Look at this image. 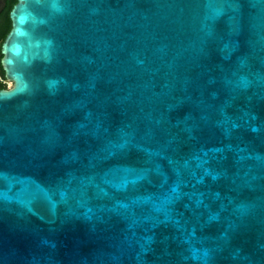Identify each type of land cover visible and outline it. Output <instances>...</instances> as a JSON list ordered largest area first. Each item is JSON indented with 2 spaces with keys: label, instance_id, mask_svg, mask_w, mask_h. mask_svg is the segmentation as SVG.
<instances>
[{
  "label": "water",
  "instance_id": "water-1",
  "mask_svg": "<svg viewBox=\"0 0 264 264\" xmlns=\"http://www.w3.org/2000/svg\"><path fill=\"white\" fill-rule=\"evenodd\" d=\"M8 16L0 264H264V0Z\"/></svg>",
  "mask_w": 264,
  "mask_h": 264
},
{
  "label": "trees",
  "instance_id": "trees-1",
  "mask_svg": "<svg viewBox=\"0 0 264 264\" xmlns=\"http://www.w3.org/2000/svg\"><path fill=\"white\" fill-rule=\"evenodd\" d=\"M15 0H13L12 2H14ZM11 9V4H9L6 8V10L4 11V13L2 14V16L0 17V47L1 44L6 36V34L9 32L10 28H11V24H10V20H9V10ZM0 58H1V54H0ZM0 75H1V79H0V89H5V85L3 83V71L1 70L0 67Z\"/></svg>",
  "mask_w": 264,
  "mask_h": 264
},
{
  "label": "flooded vegetation",
  "instance_id": "flooded-vegetation-1",
  "mask_svg": "<svg viewBox=\"0 0 264 264\" xmlns=\"http://www.w3.org/2000/svg\"><path fill=\"white\" fill-rule=\"evenodd\" d=\"M13 0H5V7L3 8V10L1 11V13H0V17L2 16V14L4 13V11L6 10V8H7V6L9 5V4H11V8H12V6L16 3V0L14 1V2H12ZM11 10V9H10ZM9 10V11H10ZM9 14V13H8ZM2 70V69H1ZM0 79H1V75H0ZM3 83H4V85H5V89H7L8 87H7V84L8 83H10V82H8L6 79H5V77H4V74H3ZM11 84V83H10ZM12 85V84H11Z\"/></svg>",
  "mask_w": 264,
  "mask_h": 264
},
{
  "label": "rangeland",
  "instance_id": "rangeland-1",
  "mask_svg": "<svg viewBox=\"0 0 264 264\" xmlns=\"http://www.w3.org/2000/svg\"><path fill=\"white\" fill-rule=\"evenodd\" d=\"M12 85L10 83L7 84V87L10 88Z\"/></svg>",
  "mask_w": 264,
  "mask_h": 264
}]
</instances>
